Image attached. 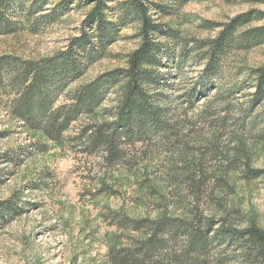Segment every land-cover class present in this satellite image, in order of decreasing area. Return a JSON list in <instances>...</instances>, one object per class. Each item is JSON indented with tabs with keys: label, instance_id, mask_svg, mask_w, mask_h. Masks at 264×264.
Instances as JSON below:
<instances>
[{
	"label": "rangeland",
	"instance_id": "1",
	"mask_svg": "<svg viewBox=\"0 0 264 264\" xmlns=\"http://www.w3.org/2000/svg\"><path fill=\"white\" fill-rule=\"evenodd\" d=\"M63 1L49 0L36 18L56 16L40 21L36 29L20 22L24 31L0 35V58L9 63L18 59L40 62L66 52L71 41L80 36L92 3L79 7L75 3L65 11ZM164 4L170 13L161 19L162 23L176 27L182 40L190 43L189 48L196 40H215L227 24L240 16L264 13V0H166ZM263 25L264 19H254L237 33ZM164 44L165 54L175 52V57H164L167 66L157 74L170 83L164 94L173 101L171 108L178 109V116H173L184 120L186 141L194 148V158H202L203 167L229 185L221 191L218 183L211 180L210 189L216 187L214 196L227 204L222 209L207 196L201 206L202 215L217 221L227 218L240 230L255 224L264 231V176L247 180L248 167L243 157L238 161V169L232 170L234 154L241 145L236 139L239 133H234L239 127L241 110L248 108L250 96L255 93L253 71L264 67V45L227 51L230 53L219 65V77L213 82L223 92L236 86L239 91L223 101L213 86L199 91L207 76L206 63L201 62L197 52L207 50H188L191 53L185 58L180 56V44ZM138 46L134 27L122 29L109 57L94 64L80 81L70 85L58 105L70 103L71 91L125 66V57ZM194 88L198 94L191 107L188 96ZM15 96L14 89L0 86V264H109L115 236L122 234L112 225V214L122 213L136 220H155L164 213L190 218L196 197L187 187L181 193L172 185V155L168 152L172 147L163 148L157 140L147 149L136 144L135 152L127 148L130 152L124 165L108 168L103 154H90L77 137L80 127L90 118L84 117L74 124L63 141H47L13 115ZM113 99L109 95L103 108L111 107L109 101ZM101 116L91 119L101 122ZM242 122L246 125L242 143L250 167L264 172V143L256 139L264 131V102ZM216 142L219 155L210 150ZM199 174L198 169L197 177ZM8 205L13 207V214L2 208ZM217 224L216 229L221 223ZM208 237L210 244L204 255L185 254L182 241L171 242L167 255L197 259L193 264H246L244 250L237 242L214 241L211 233Z\"/></svg>",
	"mask_w": 264,
	"mask_h": 264
},
{
	"label": "trees",
	"instance_id": "2",
	"mask_svg": "<svg viewBox=\"0 0 264 264\" xmlns=\"http://www.w3.org/2000/svg\"><path fill=\"white\" fill-rule=\"evenodd\" d=\"M164 1L166 0L63 1L61 6L65 11L75 3H78V7L92 3L91 10L86 13L82 22L80 36L71 41L66 52L40 62H23L18 59L9 63L0 58V86L11 87L16 91L13 115L24 122L29 130L42 134L47 141H63L74 124L84 117L90 118L88 123L80 127L77 137L85 143V150L90 154L101 152L108 168L124 165L125 157L130 152L127 148L131 147V151L135 152L136 144L147 149L150 143L157 140L163 148H173L168 151L172 155V185L181 193H184L186 187L192 192L197 202L195 210L190 218L164 213L155 220H136L122 213L112 214V225L122 234L115 236L116 245L110 249L109 264H193L197 259L191 260L189 256L169 257L166 252L168 245L182 241L185 254L204 255L210 244V233L214 235V241L237 242L244 250L243 259L246 264H262L264 231L260 227L252 224L247 229L240 230L227 218L217 221L206 219L202 215L201 206L207 196L210 202L217 203L222 209L227 204L226 200H218L214 196L216 187L210 189L211 180L218 183L217 187L221 191L227 190L229 185L209 173L208 168L201 163L202 158H194V148L186 141L185 122L173 116L177 115L178 109L171 108L173 101L164 94L171 87L170 83L161 80L157 73L167 66L163 62L164 57H175V52L165 54L163 50L167 44L164 43H174L176 47L180 44V56L185 58L191 53L188 50H207L197 52L201 62L206 63L207 76L199 91L202 93L212 86L215 88L213 81L219 77V65L230 53L228 50H249L264 45V25L237 33L239 28L254 19H264V13L240 16L227 24L215 40H196L192 48H189L190 43L182 40L181 32L176 27L162 23L161 19L170 13ZM48 2L49 0H0V35L24 31V25L20 22L34 30L40 21L55 17L56 15H46L36 18V14L43 12ZM126 27H134L139 46L125 57V66L97 77L75 92L71 91L70 103L58 105L59 98L70 85L80 81L94 64L109 57L110 48ZM252 77L255 93L250 96L248 108L240 112L241 120L234 134L241 133L240 136L236 135L241 145L234 154L232 169L236 171L239 159L245 158L247 180L264 176L263 171L250 167V160L242 143L246 129L242 118L261 107L264 102V67L254 70ZM236 87L225 92L221 88L215 89L218 90L220 99L226 101L239 91V87ZM111 94L114 96L109 101L112 106L103 108ZM197 94V88L189 92L188 103L191 107ZM98 115L104 120L99 122L91 119ZM258 135L256 139L264 143V131ZM213 149L214 155L220 154L217 142L214 148H210L212 151ZM198 169L199 177L196 175ZM2 208L9 214L14 213L12 206ZM217 223L221 224L216 229Z\"/></svg>",
	"mask_w": 264,
	"mask_h": 264
}]
</instances>
